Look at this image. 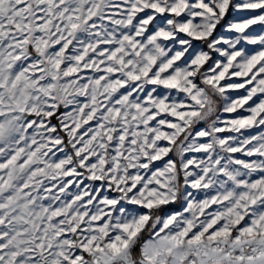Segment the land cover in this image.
<instances>
[{"label": "snow or ice", "instance_id": "snow-or-ice-1", "mask_svg": "<svg viewBox=\"0 0 264 264\" xmlns=\"http://www.w3.org/2000/svg\"><path fill=\"white\" fill-rule=\"evenodd\" d=\"M0 264H264V0H0Z\"/></svg>", "mask_w": 264, "mask_h": 264}]
</instances>
